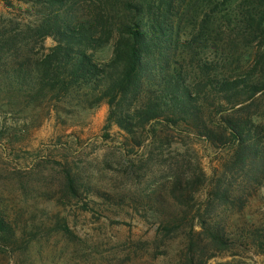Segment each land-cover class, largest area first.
<instances>
[{"label": "trees", "instance_id": "16d2710c", "mask_svg": "<svg viewBox=\"0 0 264 264\" xmlns=\"http://www.w3.org/2000/svg\"><path fill=\"white\" fill-rule=\"evenodd\" d=\"M2 1L26 4L32 23L22 38L0 28V108L17 114L29 106L59 112L106 103L105 127L116 126L147 155L151 146L170 143L160 135L167 129L224 150L217 178L199 163L177 162L163 188L168 198L153 197L159 206L149 205V196L141 201L158 223L155 241L189 217L187 264H205L213 249L236 244L227 221L210 214H243L264 180V0ZM107 46L110 54L100 60ZM67 186L75 189L70 176ZM245 234L264 253V228ZM19 241L0 208V251Z\"/></svg>", "mask_w": 264, "mask_h": 264}, {"label": "rangeland", "instance_id": "374dc122", "mask_svg": "<svg viewBox=\"0 0 264 264\" xmlns=\"http://www.w3.org/2000/svg\"><path fill=\"white\" fill-rule=\"evenodd\" d=\"M30 23L26 4L0 0V28L19 31L22 38ZM53 44L50 37L44 41L47 47ZM109 54L107 46L97 57ZM107 112L106 103L59 112L29 106L17 114L0 108V208L20 235L18 243L0 251V264H187L182 248L189 217L175 221L181 227L155 241L158 223L141 198L151 197L154 206H159L152 199L158 194L168 198L163 188L177 162L199 163L207 176L217 178L225 151L167 129L160 135L170 143L151 146L147 155L146 148L128 144L116 126L105 127ZM69 176L74 190L67 186ZM206 190L197 195L201 201ZM103 194L118 202L125 197L126 203L118 205ZM210 215L224 218L238 242L213 249L205 264H264V253L245 234L264 228V180L243 214L220 208Z\"/></svg>", "mask_w": 264, "mask_h": 264}]
</instances>
